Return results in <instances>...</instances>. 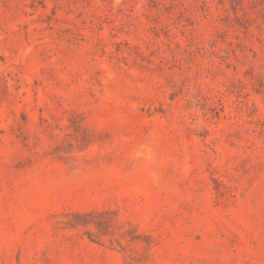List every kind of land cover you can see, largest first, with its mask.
Instances as JSON below:
<instances>
[{"label": "rangeland", "instance_id": "rangeland-1", "mask_svg": "<svg viewBox=\"0 0 264 264\" xmlns=\"http://www.w3.org/2000/svg\"><path fill=\"white\" fill-rule=\"evenodd\" d=\"M0 264H264V0H0Z\"/></svg>", "mask_w": 264, "mask_h": 264}]
</instances>
